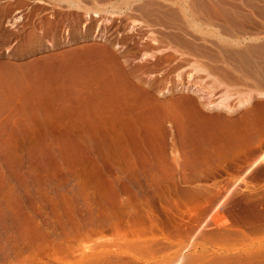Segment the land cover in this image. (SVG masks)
Here are the masks:
<instances>
[{
  "label": "rangeland",
  "instance_id": "374dc122",
  "mask_svg": "<svg viewBox=\"0 0 264 264\" xmlns=\"http://www.w3.org/2000/svg\"><path fill=\"white\" fill-rule=\"evenodd\" d=\"M263 49L264 0H0V264H264Z\"/></svg>",
  "mask_w": 264,
  "mask_h": 264
},
{
  "label": "bare ground",
  "instance_id": "6f19581e",
  "mask_svg": "<svg viewBox=\"0 0 264 264\" xmlns=\"http://www.w3.org/2000/svg\"><path fill=\"white\" fill-rule=\"evenodd\" d=\"M195 1V0H194ZM198 1V0H197ZM220 2V1H219ZM199 3V2H198ZM197 3V4H198ZM201 3V2H200ZM221 3V2H220ZM193 4V3H192ZM156 5V4H155ZM190 5V4H189ZM194 5H196V4H194ZM201 5V4H200ZM213 5H215L214 3H213ZM217 5V4H216ZM218 5H219V3H218ZM224 5V4H223ZM223 5H221L222 7H224ZM227 5V4H226ZM249 5V4H248ZM157 6V5H156ZM198 7H199V5H197ZM206 6V5H205ZM231 6V5H230ZM164 7V6H163ZM209 8L208 9H210V7L211 6H208ZM216 7V6H215ZM228 6H226L225 8H227ZM216 8H218V6L216 7ZM232 8H233V6H232ZM192 9V8H191ZM211 9H213V8H211ZM223 9V8H222ZM235 9V8H234ZM201 10V9H200ZM206 10V9H205ZM233 10V9H232ZM211 11V10H210ZM214 11V10H213ZM217 11V10H216ZM215 11V12H216ZM219 11L221 12V10L219 9ZM225 11V10H224ZM142 12V11H141ZM144 12V11H143ZM171 12V14H172V11H170ZM205 12V11H204ZM212 12V11H211ZM211 12H210V14H211ZM229 12V11H228ZM233 12V11H232ZM235 12V11H234ZM238 12V11H237ZM169 13V12H168ZM183 13V12H182ZM202 13V12H201ZM206 13H207V11H206ZM221 13H224V12H221ZM220 13V14H221ZM153 13H151L150 15H152ZM230 14H231V12H230ZM235 14V13H234ZM236 14H238V13H236ZM174 15V14H173ZM215 15V14H214ZM218 15V14H217ZM222 15H225V14H222ZM155 16H156V14H155ZM159 16V15H158ZM169 16V15H168ZM180 16V15H179ZM227 16V15H226ZM153 17V16H152ZM173 17V16H172ZM231 17H232V15H231ZM181 18V17H180ZM216 18H217V16H216ZM219 18V17H218ZM228 18V17H227ZM227 18H226V21H227ZM175 19V18H174ZM211 19V18H210ZM215 19V18H214ZM225 19V18H224ZM234 18H232V20H233ZM236 19V18H235ZM156 20V19H155ZM170 20V19H169ZM217 20H219V19H217ZM229 20H230V18H229ZM228 20V21H229ZM171 21V20H170ZM166 22V21H165ZM173 22V21H172ZM231 22V21H230ZM194 23V22H193ZM236 23V22H235ZM164 24V23H163ZM174 24V23H173ZM225 24V23H224ZM234 24V23H233ZM232 24V26H234ZM237 24V23H236ZM171 25V24H170ZM208 26V25H207ZM241 26V25H240ZM240 26H238V27H240ZM212 27V26H211ZM236 27V26H235ZM222 28V27H221ZM224 28H226V27H224ZM228 28V27H227ZM241 28V27H240ZM223 29V28H222ZM233 29V28H232ZM235 29V28H234ZM223 31V30H222ZM231 31H233V30H231ZM237 31V30H236ZM184 32V31H183ZM224 32V31H223ZM226 32V31H225ZM228 32V31H227ZM230 32V31H229ZM240 32V31H239ZM230 33H232V32H230ZM246 33H247V31H246ZM176 34V33H175ZM171 35V36H169L168 35V38H170L169 40H171V39H173V40H176V41H178L179 43H184L185 41L184 40H181V38H179V36L178 35ZM181 34V33H180ZM229 34V33H228ZM227 34V35H228ZM239 34V33H238ZM225 35V34H224ZM242 35H243V33H242ZM238 37V36H237ZM243 40V39H242ZM230 42V41H229ZM245 42V41H244ZM252 42V41H251ZM222 44V43H221ZM254 44V43H253ZM239 45V44H238ZM222 46V45H221ZM220 46V47H221ZM262 46V45H261ZM219 47V46H218ZM217 47V48H218ZM223 47V46H222ZM227 47H229V46H227ZM226 47V48H227ZM225 48V47H224ZM256 48H257V46H256ZM235 49H236V47H235ZM254 49V46L251 44L250 46H246V49H244V51L241 49V50H237V51H235L234 50V55L233 56H235V57H237V56H239V57H242L243 56V58L245 57V55H246V53H247V55L250 53V55H251V53H252V50ZM262 49V48H261ZM222 50H223V48H222ZM222 50H220V52L222 51ZM228 50V49H227ZM255 50V49H254ZM253 50V51H254ZM257 50V49H256ZM211 51H213V50H211ZM228 51H230V50H228ZM232 51H233V49H232ZM259 51V49L257 50V52ZM263 51H264V49H263ZM227 52V51H226ZM226 52H225V54H226ZM213 53V52H212ZM230 53H232V52H230ZM255 53V52H254ZM215 54V53H214ZM224 54V55H225ZM256 54V53H255ZM254 54V55H255ZM259 54V53H258ZM111 55H113V54H111ZM211 55V54H210ZM249 55V56H250ZM252 55H253V53H252ZM262 55H264V54H262ZM231 56V55H230ZM114 57V56H113ZM212 57V56H211ZM211 57H210V59H211ZM234 57V58H235ZM251 58H252V56H250ZM262 57V56H261ZM116 58V57H115ZM221 58V57H220ZM226 58V57H225ZM230 59V58H229ZM245 59H247L246 57H245ZM263 59H264V57H263ZM223 60H224V58H223ZM227 60V59H226ZM231 60H233V59H231ZM241 60V59H240ZM250 60V59H249ZM252 60V59H251ZM254 60V59H253ZM256 60V59H255ZM229 61V60H228ZM242 61H244V60H242ZM246 61V60H245ZM247 61H248V59H247ZM260 61V60H259ZM259 61H257L258 63H259ZM264 61V60H263ZM227 62V61H226ZM232 62V61H231ZM234 62V64H235V61H233ZM228 63V62H227ZM240 63V62H239ZM256 63V62H255ZM258 63L255 65V67L258 65ZM263 63V62H262ZM230 64V63H229ZM246 64H247V62H246ZM254 64V63H253ZM264 64V63H263ZM262 64V65H263ZM113 65V64H112ZM117 65V64H116ZM236 65V64H235ZM240 65H242V64H240ZM251 65H252V63H251ZM261 65V64H260ZM262 65H261V68H262ZM234 67H236V66H234ZM241 67V66H240ZM244 67V66H243ZM248 67H249V65H248ZM252 67V66H251ZM258 67V66H257ZM250 68V67H249ZM227 69V68H226ZM226 69H225V71H226ZM236 69H237V67H236ZM241 69V68H240ZM245 69V68H244ZM251 69V68H250ZM254 69V68H253ZM259 69H260V66H259ZM256 70H257V68H256ZM264 70V69H263ZM244 71V70H243ZM98 72V71H97ZM228 72H229V70H228ZM239 72V71H238ZM248 72H249V70H248ZM254 72V71H253ZM256 72V71H255ZM257 72H258V70H257ZM106 73V72H105ZM124 73V72H123ZM251 73H252V69H251ZM250 73V74H251ZM260 73V72H259ZM258 73V74H259ZM262 73V72H261ZM99 74V73H98ZM228 73H227V71H226V75H227ZM241 74V73H240ZM263 74H264V72H263ZM230 79H231V77L234 79V75L232 76V74L230 73ZM254 75H256V74H254ZM261 75V74H260ZM248 77H249V75H247ZM264 76V75H263ZM122 77V76H121ZM245 77V76H244ZM123 78V77H122ZM225 78H228V76H226ZM264 78V77H263ZM262 78V79H263ZM233 79H231L232 81H233ZM261 79V78H260ZM231 80L229 81V82H231ZM235 80H236V77H235ZM234 80V81H235ZM239 80V79H238ZM251 80V79H250ZM241 81H242V79H241ZM252 81H254V80H252ZM264 81V80H263ZM258 82V81H257ZM128 83V82H127ZM108 84V83H107ZM115 84V83H114ZM118 84V83H117ZM228 84V83H227ZM231 84V83H230ZM258 84V83H257ZM23 85V84H22ZM122 85V84H121ZM25 86V85H24ZM112 86V85H111ZM118 86H119V84H118ZM257 86V85H256ZM261 86H263V84L262 85H260V87ZM23 87V86H22ZM117 87V86H116ZM129 87H131V86H129ZM253 87V86H252ZM85 88V87H84ZM119 88H120V86H119ZM136 88V87H135ZM25 89V88H24ZM80 91V90H79ZM116 91H117V89H116ZM119 91V90H118ZM226 91V90H225ZM88 92V91H87ZM91 92V91H90ZM228 92V91H227ZM120 93V92H119ZM122 93V92H121ZM229 94V93H228ZM95 95V94H94ZM126 95H128V94H126ZM79 96V95H78ZM85 96V95H84ZM96 96H98L97 94H96ZM113 96V95H112ZM226 96H228L227 94H226ZM260 96V95H259ZM261 96H264V95H261ZM82 97V96H81ZM86 97V96H85ZM228 97H230V96H228ZM228 97H227V99H228ZM95 98V97H94ZM121 98V97H120ZM126 98H127V96H126ZM131 98V97H130ZM92 99V98H91ZM96 99V98H95ZM117 100V99H116ZM226 100V99H225ZM224 100V101H225ZM93 101H95V100H92V103H93ZM129 101V103H130V100H129V98H128V100H127V102ZM185 101H187V103L190 105V106H192V107H195L196 109H192V110H189V111H186V110H184V112H186V113H184V114H186V115H184L183 113V116H184V122H183V120H182V117L178 114L179 112L176 110V112H175V110H174V113H171V112H169V111H167V109L171 106V107H173V106H175L176 108H177V106L175 105V104H173V103H166V104H163V103H160V104H157L158 106H159V108H163V117L164 118H167V116L168 117H170V119L172 118L173 119V121L175 122V124L176 125H178V127L180 126H185V124H186V122H187V125L188 124H191V123H196V124H198V125H200V126H202V124H205L206 122H207V118H204V116H203V114L198 110V108L196 107V104H195V102H194V100L193 99H190V98H187V99H185ZM227 101V100H226ZM117 102H118V100H117ZM119 103V102H118ZM128 103V104H129ZM131 103H132V100H131ZM134 103V102H133ZM228 102H226V104H227ZM124 104V103H123ZM225 104V102L223 103L222 102V104L220 105V107H219V105H217V106H214V107H216V108H218V109H220V110H226V111H229L230 110V108H228V106ZM259 105V104H258ZM128 106V105H127ZM242 106V105H241ZM240 106V107H241ZM252 106H254V105H252ZM255 106H256V104H255ZM254 106V107H255ZM131 107V106H130ZM129 107V108H130ZM230 107V106H229ZM260 107H264V103L261 105H259L258 106V108H260ZM132 108V107H131ZM141 108V107H140ZM157 108V107H156ZM176 108H174V109H176ZM256 108V110H257V107H255ZM170 109V108H169ZM168 109V110H169ZM172 109V108H171ZM195 112H194V111ZM251 110V109H250ZM182 111V110H181ZM197 111V112H196ZM254 111H255V109H254ZM259 111V110H258ZM160 112V111H159ZM168 112H169V114H168ZM257 112V111H256ZM255 112V113H256ZM261 112H262V108H261ZM260 112V113H261ZM193 113V115H191ZM249 113H251V111H249ZM260 113L258 114V113H256L255 114V117L257 116V115H260ZM262 113H264V111L262 112ZM252 114V113H251ZM254 115V114H253ZM252 115V116H253ZM262 115V114H261ZM260 115V116H261ZM260 116H259V118H260ZM12 117V116H11ZM10 117V118H11ZM254 117V118H255ZM209 118V117H208ZM217 118H220V121H226L227 123H231L230 121H228V120H226L225 118H221V117H216V119ZM257 118V117H256ZM258 118V119H259ZM263 120H264V114H263ZM262 120V121H263ZM210 121V120H209ZM224 121V123L226 124V122ZM173 122V123H174ZM186 125V126H187ZM163 127V126H162ZM228 127V126H227ZM179 129V128H178ZM177 129V130H178ZM181 130H183L182 128H181ZM86 140V139H85ZM213 141V140H212ZM119 239V238H118ZM84 241V240H83ZM93 243V242H92ZM85 244H87L86 242H85ZM102 245V244H101ZM129 245V244H128ZM100 246V245H99ZM104 246V245H103ZM80 247L81 248H83V250L84 249H86V247H84V244L81 246L80 245ZM97 247V246H96ZM95 247V248H96ZM94 248V249H95ZM101 248V247H100ZM105 248V247H104ZM93 249V248H92ZM91 250V249H90ZM145 255V254H144Z\"/></svg>",
  "mask_w": 264,
  "mask_h": 264
}]
</instances>
